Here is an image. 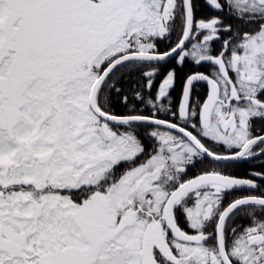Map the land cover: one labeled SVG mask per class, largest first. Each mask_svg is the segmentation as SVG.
<instances>
[{"label": "snow or ice", "instance_id": "6c2138e0", "mask_svg": "<svg viewBox=\"0 0 264 264\" xmlns=\"http://www.w3.org/2000/svg\"><path fill=\"white\" fill-rule=\"evenodd\" d=\"M0 264H264V0H0Z\"/></svg>", "mask_w": 264, "mask_h": 264}]
</instances>
